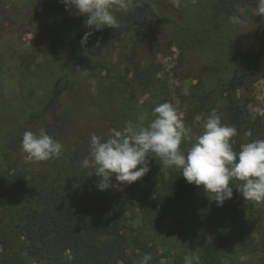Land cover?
<instances>
[{
    "label": "rangeland",
    "instance_id": "obj_1",
    "mask_svg": "<svg viewBox=\"0 0 264 264\" xmlns=\"http://www.w3.org/2000/svg\"><path fill=\"white\" fill-rule=\"evenodd\" d=\"M238 1L231 15L243 23L233 25L220 13V0H134L127 12H116L118 29L94 31L82 47L86 18L66 11L59 0H0V170L8 169V140L20 150L14 161L51 178L62 158L44 161V167L26 163L20 147L25 131L43 129L54 138L62 134L64 153L71 137L90 140L95 133L107 138L126 121L137 123L141 114L147 125L163 102L183 114L191 138L183 150L204 131L213 108L222 123L237 128L234 150L249 139L264 138V16L255 14L257 0ZM253 71L254 76H247ZM236 79L234 91L229 85ZM52 99L45 116L30 124L31 115L41 113ZM234 102L245 124L231 117ZM61 121L68 127L63 129ZM249 129L251 138L244 135ZM149 159L150 172L134 183L147 196L168 180L171 170H179ZM240 183L232 182L234 188ZM196 192L192 220L198 219L201 232L235 231L228 240L232 247L220 246L227 252L222 263L264 264V203L237 198L233 191V198L218 206L202 187L196 186ZM163 222L176 224L170 218ZM132 223L137 227L139 216ZM240 244L244 246L233 258ZM193 247L188 244L176 255L204 264Z\"/></svg>",
    "mask_w": 264,
    "mask_h": 264
},
{
    "label": "trees",
    "instance_id": "obj_2",
    "mask_svg": "<svg viewBox=\"0 0 264 264\" xmlns=\"http://www.w3.org/2000/svg\"><path fill=\"white\" fill-rule=\"evenodd\" d=\"M235 4L239 1L220 0V13L230 18ZM238 82L229 86L236 91ZM54 100L41 113L32 114L29 123L44 117ZM230 107H235L231 117L245 124L237 103ZM61 126L65 129L68 123ZM71 138L70 150L56 158H62V165L51 178L14 161L19 147L6 140L8 169L0 170V264H137L146 253L153 255L150 264H159L161 258L166 264H181L183 257L176 252L187 250L188 244L204 264H223L227 252L220 246L231 248L228 240L234 239L235 231L201 232L198 219L192 220L196 185L189 184L180 169L171 170L168 180L158 189L153 187L150 196L134 184L100 191L94 169L82 167V160L89 157L90 140ZM112 182L117 184L114 177ZM253 206L250 203L249 208ZM138 216L141 223L136 227L132 222ZM168 218L176 224L165 225ZM243 246L231 256L236 258V250Z\"/></svg>",
    "mask_w": 264,
    "mask_h": 264
},
{
    "label": "clouds",
    "instance_id": "obj_3",
    "mask_svg": "<svg viewBox=\"0 0 264 264\" xmlns=\"http://www.w3.org/2000/svg\"><path fill=\"white\" fill-rule=\"evenodd\" d=\"M66 11L83 16L85 32L80 43L85 47L94 31L105 28L118 29L117 11L127 12L134 0H59ZM255 14L264 16V0H257ZM233 25L243 23L232 16ZM182 113L171 103L163 102L153 109L154 119L144 124L145 116L139 115L137 123L126 121L122 129H112L105 138L93 133L90 137L89 157L82 160V167L93 168L98 177L96 187L100 191L130 186L150 172V157L159 158L163 167L178 168L189 183L202 187L218 206L233 198L236 189L245 201L264 203V138L249 139L234 150V137L238 130L222 123L218 110L213 108L204 123V131L186 150L182 144L191 140L181 119ZM251 138V129L244 133ZM20 147L26 163H40L59 158L63 144L43 129L38 133L25 131ZM92 174V175H93ZM113 177L117 184H113ZM240 181L234 188L232 182ZM211 194V196L209 195ZM151 253L144 254L137 264H150ZM159 264H166L161 258ZM184 264H194L186 255Z\"/></svg>",
    "mask_w": 264,
    "mask_h": 264
}]
</instances>
